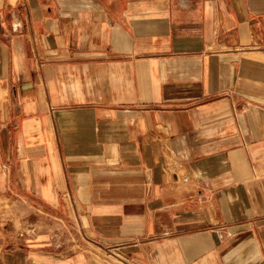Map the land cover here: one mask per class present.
<instances>
[{
  "label": "crops",
  "instance_id": "1",
  "mask_svg": "<svg viewBox=\"0 0 264 264\" xmlns=\"http://www.w3.org/2000/svg\"><path fill=\"white\" fill-rule=\"evenodd\" d=\"M0 264H264V0H0Z\"/></svg>",
  "mask_w": 264,
  "mask_h": 264
}]
</instances>
